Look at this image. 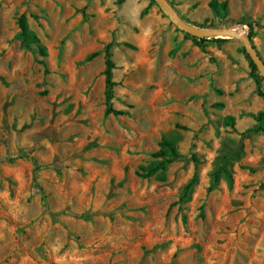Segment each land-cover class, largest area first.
Segmentation results:
<instances>
[{"label": "rangeland", "instance_id": "rangeland-1", "mask_svg": "<svg viewBox=\"0 0 264 264\" xmlns=\"http://www.w3.org/2000/svg\"><path fill=\"white\" fill-rule=\"evenodd\" d=\"M169 1L264 61V0ZM192 37L155 0H0V264H264V81ZM163 139L179 157L141 176Z\"/></svg>", "mask_w": 264, "mask_h": 264}, {"label": "trees", "instance_id": "trees-1", "mask_svg": "<svg viewBox=\"0 0 264 264\" xmlns=\"http://www.w3.org/2000/svg\"><path fill=\"white\" fill-rule=\"evenodd\" d=\"M124 0H117V3H122ZM209 7L212 9V11L215 13V15L223 17L227 12V2L225 0L218 1V0H210L209 1ZM18 26H19V35L24 44H27L29 42H38V38L32 34L28 28L26 17L24 14H21L18 18ZM249 26H252L251 23H249ZM253 31L250 30L248 32V37H252ZM199 43L212 40V41H222L225 40L224 38L219 37H192ZM127 46H131L130 44H127ZM41 52H45L43 48L40 49ZM111 43L107 44L105 48V104H106V110L105 112L107 114H122V110L115 109L112 106V99L114 96L113 93V87L115 86V82L113 80V69L115 68V64L111 58ZM248 57V56H247ZM249 66L251 69V75L254 78L255 82L259 85L261 81L263 80L260 76L255 64L249 59ZM261 94V93H260ZM256 121L257 124L254 128L256 131H261L264 133V108L263 110L259 111L256 114ZM154 157H160L161 159L158 162L150 164L147 168L142 169L141 176L143 177H149L154 175L158 170L164 169L165 165L167 163H170L177 159L179 157V153L176 151L174 145L166 140L163 139L160 142V148L158 151L154 153ZM195 159V156H194ZM197 177L196 174L193 175L191 180L185 185L183 195L181 196V200L183 198H188L190 190L192 189L193 185L196 183Z\"/></svg>", "mask_w": 264, "mask_h": 264}, {"label": "water", "instance_id": "water-1", "mask_svg": "<svg viewBox=\"0 0 264 264\" xmlns=\"http://www.w3.org/2000/svg\"><path fill=\"white\" fill-rule=\"evenodd\" d=\"M160 8L166 13L170 20L184 33L195 37H219L236 38L241 43L248 58L255 64L260 76L264 81V61L254 47L250 37L245 33L229 27L200 28L192 25L181 18L169 0H155Z\"/></svg>", "mask_w": 264, "mask_h": 264}]
</instances>
